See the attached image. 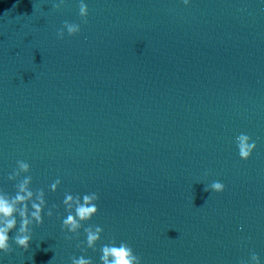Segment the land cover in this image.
<instances>
[{
    "label": "water",
    "instance_id": "obj_1",
    "mask_svg": "<svg viewBox=\"0 0 264 264\" xmlns=\"http://www.w3.org/2000/svg\"><path fill=\"white\" fill-rule=\"evenodd\" d=\"M58 2L0 0V191L23 160L18 179L57 205L0 264H100L110 241L141 264H264V0H83L87 23ZM64 21L80 32L57 39ZM93 192L97 213L65 239L64 194ZM89 224L103 232L82 252Z\"/></svg>",
    "mask_w": 264,
    "mask_h": 264
},
{
    "label": "clouds",
    "instance_id": "obj_2",
    "mask_svg": "<svg viewBox=\"0 0 264 264\" xmlns=\"http://www.w3.org/2000/svg\"><path fill=\"white\" fill-rule=\"evenodd\" d=\"M65 0H59L58 3H53L54 10L60 9L64 5ZM184 5H188L189 0H182ZM78 16L81 23H87L88 8L83 0L78 3ZM81 30L80 23L64 21L61 28L56 32L57 39H63L65 32L68 36L78 34ZM236 147L240 159L247 160L256 147L255 141L245 134L241 133L235 137ZM30 170V166L23 160L17 161V167L8 176L9 181H17L15 183V193L10 195L4 191H0V253L8 254L12 251L10 240L18 248L27 250L32 237V226H40L43 223L42 213L48 217H52L53 209L57 205L53 204L46 212L45 192L43 189H36L33 191L30 188L32 177L24 175L22 179L21 174H26ZM61 183L57 178L49 186V191L55 192L58 185ZM224 190L222 182L213 181L210 185L204 188V191H211L220 193ZM98 195L96 193H87L72 195L69 193L64 194L62 201L66 217L62 219L61 231L70 233L72 235H65V239L71 240L73 236H77L83 224L91 219L97 211L96 202ZM18 224V227H17ZM9 236L10 232H13ZM86 240L83 241L86 249L95 250L96 243L100 240L102 227L98 225L89 224L83 227ZM80 247V244H77ZM99 261L100 264H141V258L134 254L133 249L126 242L121 241L116 244L115 241L103 244L100 249ZM70 264H93L91 258H85L84 255L79 257L72 256L69 258ZM240 264H260V258L254 251L250 252L248 261L241 260Z\"/></svg>",
    "mask_w": 264,
    "mask_h": 264
}]
</instances>
